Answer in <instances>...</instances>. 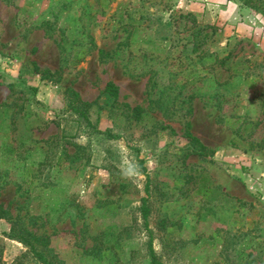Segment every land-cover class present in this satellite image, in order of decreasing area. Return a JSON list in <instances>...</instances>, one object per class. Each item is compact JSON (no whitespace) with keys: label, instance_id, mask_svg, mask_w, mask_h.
<instances>
[{"label":"rangeland","instance_id":"374dc122","mask_svg":"<svg viewBox=\"0 0 264 264\" xmlns=\"http://www.w3.org/2000/svg\"><path fill=\"white\" fill-rule=\"evenodd\" d=\"M150 251L264 264V0H0V264Z\"/></svg>","mask_w":264,"mask_h":264},{"label":"trees","instance_id":"16d2710c","mask_svg":"<svg viewBox=\"0 0 264 264\" xmlns=\"http://www.w3.org/2000/svg\"><path fill=\"white\" fill-rule=\"evenodd\" d=\"M90 41H88V42L91 43ZM82 52H83L82 49L78 50V52L76 53V56L74 58V61L75 62H78V61H80L82 59L81 58L82 57ZM101 52L102 51L100 49H97V53L98 54H101ZM103 91L106 92L109 96H111V98L113 100H115V97H116V94H117V88H116V86L112 82H106L105 85H104ZM70 109H72L77 115H79L81 118H83L84 121L88 125H90L89 124V121H88V119H87V117L85 115V111H84L83 108H75L73 106H70ZM132 111L133 112L134 111L136 112L137 111V107L132 108ZM186 136L188 137V139L190 140V142H193L194 144H198V147H200L197 150V154L204 155L205 152H203L201 150L204 146L201 145V143L198 141V139L196 137L192 136L190 134V132H188V131H186ZM139 211H140L141 217L143 218V220H145V218H146V216L148 214V208H147V206L145 204L144 198L142 199L141 204L139 206ZM31 239L34 240V239H36V237H32ZM21 240L24 241V242L29 243L28 242L29 240L26 239V238H21ZM150 264H160V262H158L156 260L155 255H154V253L152 251H150Z\"/></svg>","mask_w":264,"mask_h":264}]
</instances>
